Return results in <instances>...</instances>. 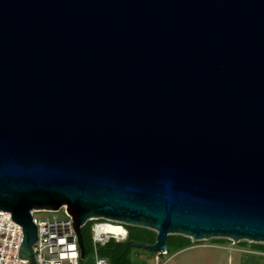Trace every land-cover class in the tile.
<instances>
[{"label": "water", "instance_id": "obj_1", "mask_svg": "<svg viewBox=\"0 0 264 264\" xmlns=\"http://www.w3.org/2000/svg\"><path fill=\"white\" fill-rule=\"evenodd\" d=\"M264 243V0H0V209Z\"/></svg>", "mask_w": 264, "mask_h": 264}, {"label": "built area", "instance_id": "obj_2", "mask_svg": "<svg viewBox=\"0 0 264 264\" xmlns=\"http://www.w3.org/2000/svg\"><path fill=\"white\" fill-rule=\"evenodd\" d=\"M50 213L43 218L35 213ZM32 221L37 227L36 241L31 245L32 264H80V248L73 227L71 215L62 205L57 210L33 208L30 210ZM10 212L0 209V264H30L29 258L18 256L23 239L22 227L10 217ZM91 240L95 252L94 264H108V261L98 255L97 247L105 245L110 239L124 241L128 232L126 224L107 218H90ZM114 224L116 230L106 228ZM166 250L154 252V264H163L160 258L166 255Z\"/></svg>", "mask_w": 264, "mask_h": 264}, {"label": "rangeland", "instance_id": "obj_3", "mask_svg": "<svg viewBox=\"0 0 264 264\" xmlns=\"http://www.w3.org/2000/svg\"><path fill=\"white\" fill-rule=\"evenodd\" d=\"M50 213H35V216L43 218ZM223 239V240H219ZM191 240V244L183 248L172 246L166 255L160 258L163 264H264V250L251 247L254 242L239 240L234 242L226 237H212L208 239ZM246 241V244H241ZM264 244V243H263ZM79 259L80 264H94L95 252L93 244ZM98 248V247H97ZM154 252L132 246L129 254L131 264H154Z\"/></svg>", "mask_w": 264, "mask_h": 264}, {"label": "trees", "instance_id": "obj_4", "mask_svg": "<svg viewBox=\"0 0 264 264\" xmlns=\"http://www.w3.org/2000/svg\"><path fill=\"white\" fill-rule=\"evenodd\" d=\"M92 223V220H87L85 224L81 226V234L85 251L92 247ZM125 226L127 228L128 235L124 241H115L114 239H110L105 245L97 248L98 255L104 257L108 261V264H131L129 258L130 250L132 248L130 243L131 240L143 241L145 243H152L155 240V231L152 229L128 224ZM166 243L168 250L172 246H176L177 248L188 246L191 244V240L189 237L181 234H168L166 237ZM241 244L245 245L246 241H242ZM251 247L261 251L264 250L263 243H252Z\"/></svg>", "mask_w": 264, "mask_h": 264}, {"label": "bare ground", "instance_id": "obj_5", "mask_svg": "<svg viewBox=\"0 0 264 264\" xmlns=\"http://www.w3.org/2000/svg\"><path fill=\"white\" fill-rule=\"evenodd\" d=\"M106 228L111 229V230H116L117 228L114 226V224H108L106 225Z\"/></svg>", "mask_w": 264, "mask_h": 264}]
</instances>
